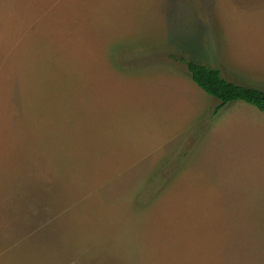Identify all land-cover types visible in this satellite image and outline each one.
Returning a JSON list of instances; mask_svg holds the SVG:
<instances>
[{
  "label": "rangeland",
  "instance_id": "rangeland-1",
  "mask_svg": "<svg viewBox=\"0 0 264 264\" xmlns=\"http://www.w3.org/2000/svg\"><path fill=\"white\" fill-rule=\"evenodd\" d=\"M264 0H0V264H264Z\"/></svg>",
  "mask_w": 264,
  "mask_h": 264
},
{
  "label": "trees",
  "instance_id": "trees-1",
  "mask_svg": "<svg viewBox=\"0 0 264 264\" xmlns=\"http://www.w3.org/2000/svg\"><path fill=\"white\" fill-rule=\"evenodd\" d=\"M190 76L191 81L218 104L213 115L228 104L242 102L264 114V89L247 87L228 81L218 69L179 58Z\"/></svg>",
  "mask_w": 264,
  "mask_h": 264
}]
</instances>
